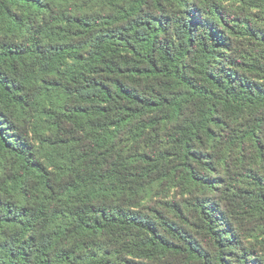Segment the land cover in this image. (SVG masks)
<instances>
[{
  "label": "trees",
  "instance_id": "16d2710c",
  "mask_svg": "<svg viewBox=\"0 0 264 264\" xmlns=\"http://www.w3.org/2000/svg\"><path fill=\"white\" fill-rule=\"evenodd\" d=\"M0 264H264V0H0Z\"/></svg>",
  "mask_w": 264,
  "mask_h": 264
}]
</instances>
